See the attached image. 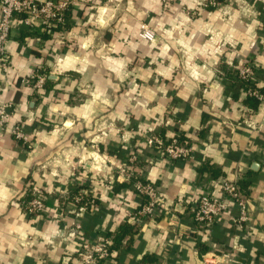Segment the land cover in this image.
I'll return each instance as SVG.
<instances>
[{"label": "crops", "instance_id": "0c3cea01", "mask_svg": "<svg viewBox=\"0 0 264 264\" xmlns=\"http://www.w3.org/2000/svg\"><path fill=\"white\" fill-rule=\"evenodd\" d=\"M62 1L63 22L15 17L11 66L0 67V104H9L0 124V264H78L81 237L98 234L113 240L102 264H264V100L222 74L252 57L264 94V0ZM142 23L153 39L138 36ZM34 72L46 76L37 93L20 82ZM148 133L179 135L190 157L169 159L146 144ZM222 178L244 184L243 228L231 221L233 204L210 229L188 211L202 194L219 195ZM137 179L154 184L159 201L139 224ZM77 184L92 210L71 199ZM32 185L45 212L27 216L19 203ZM123 225L132 232L117 242Z\"/></svg>", "mask_w": 264, "mask_h": 264}, {"label": "built area", "instance_id": "2783aa9c", "mask_svg": "<svg viewBox=\"0 0 264 264\" xmlns=\"http://www.w3.org/2000/svg\"><path fill=\"white\" fill-rule=\"evenodd\" d=\"M220 0H207L203 6H218ZM67 7L66 1L56 0H0V67L6 73L11 66V58L7 52V44L10 39V33L16 16H21L24 22H30L39 19L44 25L50 26L54 23L63 22V11ZM141 37L151 40L155 34L151 29L144 28L140 34ZM222 74L228 77L231 82L240 84V86L249 96L256 98L258 101L264 100V94L258 88V66L251 57L247 61L229 65L223 69ZM21 84L30 87L33 92L40 91L46 82V76L40 72H34L31 75L21 77ZM9 104H0V124L7 122V108ZM13 136L27 147L30 146L29 139L25 131L19 126L14 125L11 129ZM145 142L148 146L163 153L172 160H186L191 155V146L183 141L179 135L170 137H161L154 133L145 135ZM129 164L136 160L135 155L129 157ZM132 166H129L131 169ZM134 174L129 170V176ZM76 186H79L78 184ZM137 193L143 201L139 208L131 213L132 219L139 224L144 219L155 215L158 206V193L154 184L147 183L141 179L134 182ZM219 195L205 193L198 200L189 205L188 211L196 225L210 229L212 224L221 216L222 213L229 211L231 204L236 206V215L231 216L233 224L239 228L245 227L251 217L243 190L240 189L237 179L222 178L219 182ZM84 193L71 195V199L76 203L79 211L90 208L93 209L94 199L89 195L86 189ZM183 199L178 197L174 205L181 209L184 207ZM19 206L27 216L39 215L45 212V199L41 188L28 186L25 189L23 200ZM170 219L171 224H178V218L174 214ZM81 228L79 223L73 227L75 233H79ZM113 240L109 236L102 234L96 235L93 240L80 239V244L76 252L78 264H102L112 254L111 246ZM206 263H209L206 260ZM163 264V263H152Z\"/></svg>", "mask_w": 264, "mask_h": 264}, {"label": "trees", "instance_id": "16d2710c", "mask_svg": "<svg viewBox=\"0 0 264 264\" xmlns=\"http://www.w3.org/2000/svg\"><path fill=\"white\" fill-rule=\"evenodd\" d=\"M239 85L240 86H244L245 85V82H241ZM238 185L240 186V189L243 190L242 186L244 184H240L238 182ZM82 189L83 188L80 187V186L73 187V188H71L70 194L71 195H74L76 193H83L82 192ZM127 232H132L131 227H129L128 225L121 226L120 229H119V232L116 234V237H115L116 241L117 242L120 241L122 239V237L124 236V234L127 233ZM145 261H147L150 264V259L145 258Z\"/></svg>", "mask_w": 264, "mask_h": 264}, {"label": "rangeland", "instance_id": "374dc122", "mask_svg": "<svg viewBox=\"0 0 264 264\" xmlns=\"http://www.w3.org/2000/svg\"><path fill=\"white\" fill-rule=\"evenodd\" d=\"M206 2H207V0H205L204 2H202L203 5H204V3H206ZM134 16L138 18L137 15H134ZM139 28H140V29H139V31H138V33H137L138 36H140V34L143 32V29L146 28V26H144V24L142 23V24H140ZM148 29H150V28H148ZM153 32H154V31H153ZM154 34H155V32H154ZM155 36H156V35H155ZM155 36H154V37H155ZM140 37H141V36H140Z\"/></svg>", "mask_w": 264, "mask_h": 264}]
</instances>
